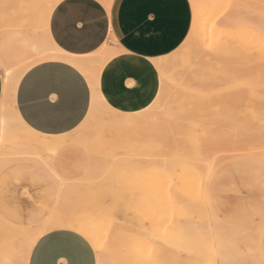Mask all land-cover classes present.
I'll return each instance as SVG.
<instances>
[{"label":"rangeland","instance_id":"obj_1","mask_svg":"<svg viewBox=\"0 0 264 264\" xmlns=\"http://www.w3.org/2000/svg\"><path fill=\"white\" fill-rule=\"evenodd\" d=\"M189 2L185 40L154 59L161 80L158 105L119 112L97 92L98 80L89 78L90 107L72 130L87 142L75 137L38 152L58 179L36 155L22 153L2 163L0 249L11 242L19 248L30 223L68 214L88 224L91 218L105 241V264H170L182 253L189 257L186 264H218L202 251L205 243L235 236L262 245L264 160L258 158H264V0ZM0 35V44H7L3 31ZM2 49L13 65L26 57L18 47ZM253 129L256 134H249ZM255 147L261 149L254 150L256 158L250 154ZM166 238L177 245L168 250L154 245Z\"/></svg>","mask_w":264,"mask_h":264},{"label":"crops","instance_id":"obj_2","mask_svg":"<svg viewBox=\"0 0 264 264\" xmlns=\"http://www.w3.org/2000/svg\"><path fill=\"white\" fill-rule=\"evenodd\" d=\"M4 2L5 5L0 0V5L14 4V0ZM109 2L110 5L106 6L102 0H59L38 34L62 52L82 60L98 59L97 52L105 49L106 55H110L101 67L97 92L114 110L140 112L152 104L160 90V71L154 59L176 50L189 32L190 2ZM16 3L23 6L18 0ZM27 3L24 0V6ZM17 6L8 5L10 8H5L7 11L0 9L3 10L0 11V18L6 20V15L10 14L14 17L11 20L19 19L18 15H24L20 17L22 20H35L33 12L26 7L24 13L22 6L17 12L11 11ZM19 11H22L21 14H18ZM12 23H3L0 29L13 26ZM80 70L63 59H43L33 62L24 71L12 98L15 110L26 127L39 134L57 137L70 133L84 120L90 107L92 88L86 74ZM3 75L0 67V100L3 96ZM47 218L28 226L40 224ZM154 245L168 250L177 244L166 238L154 242ZM258 245L260 253L261 243ZM202 251L212 255L210 242L202 246ZM188 260L189 257L182 253L176 262L170 264H186ZM235 260L237 264L238 259ZM26 264H98V259L93 246L81 234L66 228H53L37 238L27 255Z\"/></svg>","mask_w":264,"mask_h":264},{"label":"bare ground","instance_id":"obj_3","mask_svg":"<svg viewBox=\"0 0 264 264\" xmlns=\"http://www.w3.org/2000/svg\"><path fill=\"white\" fill-rule=\"evenodd\" d=\"M7 1H10V0H7ZM18 1L22 2L23 6L22 5L17 6L18 4L16 3V0H14V4L12 3L13 1L12 2H8L10 4H7L6 7H5V6H3V5H5V2L3 0V3H2L3 5L1 4L3 7H1V5H0V9L4 10L5 8H7V10H8V8H10V7L17 6L16 8L15 7L11 8V11L13 9V10H15L17 12L22 6L23 9L22 8L21 9L23 10V13H24V7H26V8H28V11L31 10L33 12L32 15H33V18H35V20H25L24 17H23L24 18L23 20H22V18L20 19V17H22L24 15H22V16L18 15L19 19L11 20L14 17H13V15H11L12 16V18H11V16H9L10 14L6 15V17L8 16L7 19L10 17L9 18L10 20L9 19L8 20L7 19L4 20L3 17L0 18L1 19L0 20V25L3 24V23H8V24H10L11 22L14 23L13 26L9 25V26H7L8 28H4V29L1 28L2 30L0 29V31H3V34H4L3 36L5 37L6 43H7L5 45L0 44V67L4 71V75H3V96H2V98L0 100V120L4 121V124L0 125V129H2V135H0V167H1L2 163L5 162L6 160L16 159L22 153L32 154V155H36V157H37L36 160L40 164L45 166L53 174L55 179H58V174L56 172H53L52 167L50 166V164L46 161L45 158H43V155L42 156L39 155L38 152L44 151V150H49V149H56L60 144H62L64 142L74 141L75 137H76V140H78V141L80 139H79L78 136H76L77 135V134H75L76 132H73V131L68 133V134H66V135L55 137V136H47V135L36 133V132L32 131L31 129H29L28 127H26V125H24V123L21 121V119L19 118V116H18V114H17V112L15 110L14 101H13V98H12L13 97L12 95L14 93V90H15V87L17 85V82L20 79L21 75L24 73V71L33 62H35L37 60L38 61L39 60H43V59H46V60L47 59H63V60H66L68 62L73 63L74 66L75 65H76V67L78 66L81 69L80 71H83L86 74L88 79L92 78L93 80H98L99 72L101 70V67H102L103 63L105 62V60L107 59V57L110 54L106 55L105 49L102 48L101 51L99 50V52H97L98 55H99L98 59L94 58V60H82V59L76 58V57H74L72 55H69V54H66V53L62 52L57 47H54L53 45H51L50 44V43H52L51 41L47 42L46 41L47 39H45L40 34H38L39 30L46 25V23H47L46 19L48 18L50 11L52 10L54 5L59 0H27L28 3H27L26 6H24L25 5L24 4V0H18ZM102 1L104 2V4H106V6H108V4L110 3L109 0H102ZM25 2H26V0H25ZM8 5L10 7H8ZM3 10H0V11H3ZM11 11H9V12H11ZM25 11H27V9ZM21 12L22 11H19L18 14H21ZM4 13H1V14H4ZM14 14H15V12H14ZM26 17H27V15H26ZM15 21H17V23L20 22V21H23V23L21 22V24L19 23V25H18ZM10 27H12V28L10 29ZM28 33L29 34L31 33L32 35L28 36L27 35ZM46 38H48V37H46ZM6 45L11 46V47H16V48L18 47V48L21 49L20 52L22 51L23 54L26 55V57L23 59V63L22 64H19L17 66V65H13V64L10 63V61L5 57L4 51L2 49V47H4V46L6 47ZM118 50H119V48H118ZM25 60H27V61H25ZM90 63H93V64H90ZM166 107H167V105L165 106V108ZM168 109H169V111L167 110V113L168 112L169 113L173 112V111L170 112V110H171L170 107H168ZM167 115H165V117ZM258 120H259V122L262 121V119H258ZM263 120H264V118H263ZM263 122L264 121H262L261 123H263ZM246 130H247V128L245 130L243 129L242 130L243 133H244V131L246 132ZM249 130H250V128H249ZM249 130H248L249 134H252L253 132H255L254 129H253L254 131H252L251 133H250ZM240 132L241 131H239V133ZM255 134H256V132H255ZM78 135H81V134L79 133ZM233 135L234 136H237V135L240 136L241 134L237 133V135H235V133H234ZM259 135L260 134H257L258 138H262V137H259ZM234 136H233V138H234ZM244 136H245V134H244ZM257 136H256V138H257ZM262 136H264V135H262ZM247 137H248L247 140L249 141V136L247 135ZM247 137L245 136V138H247ZM236 138L237 139L235 141H237L239 137H236ZM245 138H242V139L245 140ZM262 139H260V142H262ZM83 140H81L79 142H82ZM254 141H255V139H254ZM75 142H77V141H75ZM83 142L86 143L87 141H83ZM232 142H234V141H232ZM244 142H247V141L245 140ZM88 143H89V140H88ZM233 144L235 145L236 143H233ZM240 144H242V143H240ZM240 144H238L239 145V147H238L239 150H240V146H241ZM246 144L249 147V148H247V151H248V149L250 150V147H253V146H249L248 143H246ZM261 144H263V142ZM122 145H120V146L118 145V146L121 148ZM129 145H131V144H129ZM127 146H126L125 149H127ZM263 146L261 147V149L263 148L262 150H264ZM112 147H114V145ZM245 148H246V145H245L244 149ZM116 149H118V148H116ZM132 149H134V148H132ZM255 149L259 150L260 148L255 147L253 149V152L256 151ZM121 152L124 153V151H121ZM111 153H113V151ZM189 154H190V152L188 153L187 157L190 156ZM194 154H195V152H194ZM250 154H256V156L254 155L255 158L258 156V153H256V152L255 153H250ZM260 154L262 155L263 153H260ZM260 154H259V156H260ZM118 155H119V153H118ZM184 155L186 156V154H184ZM242 155H243V152H242ZM245 155L247 156V154H245ZM196 156H198V154ZM123 157H124V154H123ZM132 158H134L133 155H132ZM192 158H194V157H192ZM196 159H198V158H196ZM258 159L259 160L260 159L264 160V158H262L261 156ZM115 160H117V159H114V161ZM188 161H189V158H188ZM194 161H195V159H194ZM196 161L198 162V160H196ZM209 161H208V163H209ZM213 161L215 163L216 162H218V163L220 162V161H217V160L215 161L214 159H213ZM213 161H212V163L210 161L211 165L213 164ZM200 163H202V162L200 161ZM208 163L205 161L203 163V165L204 164L206 165ZM261 163L263 164V162H261ZM192 164H193V162H192ZM210 164L207 165V167H209ZM214 164H213V166H214ZM205 165H204V167H206ZM223 165H224V163H223ZM223 165L221 164L220 166H223ZM207 167H206V173H207ZM210 168H212V167H210ZM200 169H201V167H200ZM218 170L219 169H217L215 171H218ZM208 174L209 173H207L205 175H207L209 177L210 175H208ZM210 174H212V172ZM214 175H215V173H214ZM201 176H203V175H201ZM207 176H206V178H207ZM198 178H200L199 181L201 179L203 180V177H198ZM206 178L204 177L205 180H206ZM211 178L213 179L212 176H211ZM205 180H204V183L206 184ZM101 181H104V180H101ZM101 181H100V183H101ZM200 182H202V181H200ZM204 183L201 184L200 186L202 187V185H205ZM203 188H205V186ZM202 191H204V189H202ZM204 192H206V191H204ZM209 194L210 193H208V196H210ZM208 199H209V201L211 203V200H210L209 197H208ZM207 202H208V200H207ZM213 209H214V207H213ZM215 212H217V211H215ZM214 215H216V214H214ZM75 216H77V215H75ZM75 216L74 217L73 216H69V214H68V216H65V215L63 217L59 216L58 218L48 217L46 220H44L40 224H37L35 226H27L26 227L27 231L23 232L21 240L17 243V245H19V248L16 247L15 243L11 242L12 246L9 245V246L2 247L0 249V264H18V262H22V264H26L27 255H28L32 245L34 244V242L45 231L53 229V228H66V229L73 230V231L78 232L79 234H81L93 246V248H94V250L96 252V255H97L98 264H105V256L104 255L106 253V245H105V241L103 240V237L100 235V233L98 231V228H95V227L92 226V223H91L92 220H91L90 216H89L90 219L87 220V221L88 222L90 221L89 223L91 225L86 223V221H83L85 219L81 220L80 218H82V216L79 215V216H77L78 218L75 217ZM1 223L3 225H8L9 224L5 220H2ZM250 226L254 227L255 225L254 226L250 225ZM210 244L212 246V255H211V257L216 259L218 264H236V260L235 259H238L237 264H247V262H249V261L258 260L259 259L260 253H259L258 242H254V241H252L251 243L247 242V241L243 242V241H241L240 239H238L235 236L234 237L233 236H224V237H221L220 239H216V242H215V240L210 242Z\"/></svg>","mask_w":264,"mask_h":264},{"label":"snow or ice","instance_id":"obj_4","mask_svg":"<svg viewBox=\"0 0 264 264\" xmlns=\"http://www.w3.org/2000/svg\"><path fill=\"white\" fill-rule=\"evenodd\" d=\"M157 103H158V101L153 100L152 104L149 106L155 107ZM3 124H4V121L0 120V125H3ZM0 135H2V129H0ZM18 264H22V262H18ZM247 264H264V238H262V245H261V249H260L259 259L249 261V262H247Z\"/></svg>","mask_w":264,"mask_h":264}]
</instances>
